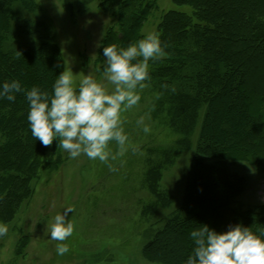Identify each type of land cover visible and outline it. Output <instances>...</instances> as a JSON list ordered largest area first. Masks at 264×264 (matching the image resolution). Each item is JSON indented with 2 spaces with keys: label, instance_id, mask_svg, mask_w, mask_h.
Masks as SVG:
<instances>
[{
  "label": "rangeland",
  "instance_id": "rangeland-1",
  "mask_svg": "<svg viewBox=\"0 0 264 264\" xmlns=\"http://www.w3.org/2000/svg\"><path fill=\"white\" fill-rule=\"evenodd\" d=\"M144 1L141 5L135 0H124L118 6L109 0H34L32 9L17 3L16 20L12 21L3 42L6 49L16 51L53 42L60 54V72L71 67L77 79L79 72L91 73L111 89V84L103 79V46L111 39L109 29L113 28L119 36L114 44L126 47L149 32L160 35V22L170 10L194 16L192 7L173 0H155L154 4ZM130 2L137 6L136 11L129 10ZM121 13L130 17L128 25L138 22L137 31L133 32V26L121 31ZM39 21L48 29L49 36L43 37L33 30L34 23ZM248 29L257 33L264 30V18L257 17L243 25V36L249 33ZM242 44L246 45L244 41ZM262 46L250 53L257 59L251 58L247 50L242 55H250L251 65H246L247 73L252 75L243 81L251 97L247 98L243 92L242 99L236 102L239 110L246 105L247 114L258 90L264 89ZM154 66V60H149L150 78L144 82L143 89H138L139 103L122 113L128 144L122 156L108 162L115 171L108 164L89 160L83 154L71 158L57 146L59 141L55 139L52 145L44 146L35 174L27 182L29 194L22 197L9 215L0 210V223L8 226L7 235L0 237V264H167L160 256H152L151 250L157 244L168 243L162 253L172 254L170 250L175 251L178 244L171 236L165 241L167 236L159 237L153 243L154 235L183 203L196 158H202V163L213 160L199 150L203 141L202 110L187 136L189 144L177 143L184 132L174 125L175 116L168 100L177 85H165L172 90L160 102L159 76L150 74ZM35 71L39 73L40 69ZM141 120L143 123H138ZM145 126L150 129L147 133L143 130ZM2 139L0 132V144ZM110 151L114 154L119 151L115 142L110 143ZM227 169L230 183L239 187L233 204L251 211L264 206V171L247 161H234ZM66 207L73 209L68 219L74 231L63 242L70 251L61 256L56 252L60 242L49 237V225ZM210 214V210L205 213L210 219L208 226L213 228L215 220Z\"/></svg>",
  "mask_w": 264,
  "mask_h": 264
},
{
  "label": "trees",
  "instance_id": "trees-1",
  "mask_svg": "<svg viewBox=\"0 0 264 264\" xmlns=\"http://www.w3.org/2000/svg\"><path fill=\"white\" fill-rule=\"evenodd\" d=\"M17 1L0 0V83L18 79L26 88L39 86L51 91L56 75L60 73V54L55 43H39L20 51L5 48L6 32L17 16L14 6L21 3L30 9L35 7L34 0ZM109 1L118 6L124 4V0ZM135 1L141 5L145 2ZM173 1L192 7L194 16L178 10L164 14L159 36L165 54L154 60L156 66L150 74L159 76L160 102L165 98L164 94L172 90L165 85H177L168 99L175 116L174 125L184 132V137L177 143L189 144L187 136L200 111H204L203 141L199 150L213 162L202 163V158H196L183 203L172 211L161 231L154 235L153 243L163 236H167L163 241L169 236L175 239L178 247L175 251L170 250L173 255L162 253L168 244L163 242L150 253L160 256L167 264H185L192 249L189 233L198 224L209 225L210 219L205 215L207 210L215 220L213 229L217 231H226L229 225L236 223L250 227L256 233L264 230V206L251 211L233 204L239 187L227 178L228 165L234 161H247L264 171V89H259L258 95L254 96L253 104L248 107L249 114L245 112L246 105L239 110L236 102L242 99L243 92L247 98L251 97L243 81L252 75L247 73L246 64L251 65L250 55L257 59L250 54L253 48L264 45V30L257 33L248 29L249 33L243 36L242 26L257 17L264 18V0ZM136 7L133 2L129 3V10L136 11ZM120 22L121 31L132 26L133 32L138 29V22L128 25L131 19L122 13ZM34 24L37 28L33 26V30L37 34L49 36L42 21ZM108 35L111 39L105 46L114 44L115 38L119 37L113 28L108 30ZM246 50L250 55L242 57ZM248 57L249 61L246 60ZM37 68L39 73L35 71ZM27 107L23 93L16 94L15 102L0 99V132L3 136L0 144V210L7 212L6 215L12 213L15 205L28 193L27 182L35 174L37 161L44 150L41 142L31 134ZM177 251L182 252L178 255Z\"/></svg>",
  "mask_w": 264,
  "mask_h": 264
},
{
  "label": "clouds",
  "instance_id": "clouds-1",
  "mask_svg": "<svg viewBox=\"0 0 264 264\" xmlns=\"http://www.w3.org/2000/svg\"><path fill=\"white\" fill-rule=\"evenodd\" d=\"M164 54L159 34L149 32L126 47L103 46V79L111 84V89L91 73L79 72L77 79V73L68 67L56 75L51 91L39 86L26 88L18 79L4 81L0 83V99L15 102L16 94L23 93L28 105L27 121L35 140L48 147L55 139L71 158L83 154L115 171L108 162L122 156L128 144L122 113L139 103L138 89H143L150 78L149 60ZM143 130L150 131L146 126ZM111 142L119 149L115 154L110 151ZM71 212L73 209L66 207L49 225V237L60 242L56 252L61 256L70 251L63 242L74 231L68 219ZM198 225L189 233L192 249L185 264H264V230L256 233L241 223L229 225L226 231ZM7 233L8 226L0 223V237Z\"/></svg>",
  "mask_w": 264,
  "mask_h": 264
}]
</instances>
